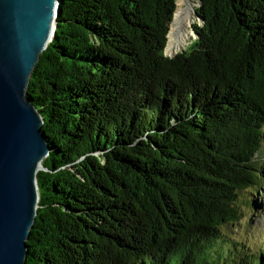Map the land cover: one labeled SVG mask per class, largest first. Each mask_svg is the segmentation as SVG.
Here are the masks:
<instances>
[{"label":"trees","instance_id":"trees-1","mask_svg":"<svg viewBox=\"0 0 264 264\" xmlns=\"http://www.w3.org/2000/svg\"><path fill=\"white\" fill-rule=\"evenodd\" d=\"M178 1L60 0L26 264H264V0H199L171 58Z\"/></svg>","mask_w":264,"mask_h":264},{"label":"water","instance_id":"water-1","mask_svg":"<svg viewBox=\"0 0 264 264\" xmlns=\"http://www.w3.org/2000/svg\"><path fill=\"white\" fill-rule=\"evenodd\" d=\"M59 10L60 0H0V264H26L28 258L40 202L38 174L47 171L51 154L28 89L54 38Z\"/></svg>","mask_w":264,"mask_h":264},{"label":"rangeland","instance_id":"rangeland-1","mask_svg":"<svg viewBox=\"0 0 264 264\" xmlns=\"http://www.w3.org/2000/svg\"><path fill=\"white\" fill-rule=\"evenodd\" d=\"M189 1H191V3H192V5H193L195 10L200 7L199 0H189ZM187 6L188 5H187L186 0H179L176 14L180 10L186 8ZM176 14H175V17H176ZM174 21H175V18H174ZM194 25H199V26L203 25V23L197 18L196 14H195L194 24L191 27L192 36L186 40L185 45L176 53H173V52L169 51V43H168V47H167V50H166V55L168 57H171V58L176 57L179 53H182L183 51L188 50L189 47L196 41L197 36L195 34V30L193 29ZM258 200L260 201V209L251 218H249V215H247V217L244 220L247 222V221H249V219H251L250 221L252 222L253 226H255L256 230L261 234V233H264V194L261 197H258ZM240 232H242L241 235L245 236V234H244L242 229H240ZM258 237H260V236H258ZM258 237H256V240H257ZM262 241H264V239H262ZM249 244L254 249H257L259 247L257 245V243L254 242V241L249 242Z\"/></svg>","mask_w":264,"mask_h":264},{"label":"bare ground","instance_id":"bare-ground-1","mask_svg":"<svg viewBox=\"0 0 264 264\" xmlns=\"http://www.w3.org/2000/svg\"><path fill=\"white\" fill-rule=\"evenodd\" d=\"M187 7L176 14L173 28L169 38V51L176 53L184 45L188 38L192 36L191 27L195 20V9L191 1L186 0Z\"/></svg>","mask_w":264,"mask_h":264}]
</instances>
